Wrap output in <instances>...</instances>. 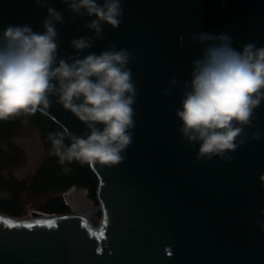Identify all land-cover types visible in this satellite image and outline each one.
Segmentation results:
<instances>
[{"label": "water", "instance_id": "obj_1", "mask_svg": "<svg viewBox=\"0 0 264 264\" xmlns=\"http://www.w3.org/2000/svg\"><path fill=\"white\" fill-rule=\"evenodd\" d=\"M49 4L66 21L57 25L59 55L66 59L75 53L72 39L93 35L85 27L90 20L72 22L61 0ZM122 7L120 27L105 24L103 39L84 55L115 44L137 57L129 64L138 97L125 160L91 167L95 197L71 185L64 192L69 212L21 218L0 211V264H264V229L257 224L264 220V135L239 146L234 160L198 161L199 145L184 142L176 116L200 54L191 34L226 32L237 49L264 46V0H122ZM46 15L35 0H0V32L10 24L42 32ZM173 78L178 83L166 95ZM51 99L49 109L38 110L70 139L86 131ZM255 114L254 127L245 129L249 137L264 134V103Z\"/></svg>", "mask_w": 264, "mask_h": 264}, {"label": "clouds", "instance_id": "obj_2", "mask_svg": "<svg viewBox=\"0 0 264 264\" xmlns=\"http://www.w3.org/2000/svg\"><path fill=\"white\" fill-rule=\"evenodd\" d=\"M35 2L47 12L40 21L42 32L29 24H10L0 32V120L47 110L53 104L51 97H56L55 103L86 127L79 136L70 134V145L64 143L63 132L49 134L59 162L77 161L92 168L119 165L136 127L138 93L129 64L137 57L126 48L117 50L115 44L99 54L84 53L103 39L105 24L120 27L122 0H61L73 13L72 22L89 18L85 27L93 33L72 39L75 53L66 59L60 57L58 44L57 25L66 22L62 12L49 0ZM191 41L200 46V54L181 89L178 130L185 143L199 145L198 161L219 157L228 162L249 138L259 140L264 135L255 132L249 137L245 131L254 127L255 110L264 103V46L249 42L237 49L226 32L192 33ZM184 42L181 35L179 45ZM177 83L173 78L165 94L170 95ZM259 179L264 183V174ZM257 224L264 229V220Z\"/></svg>", "mask_w": 264, "mask_h": 264}, {"label": "trees", "instance_id": "obj_3", "mask_svg": "<svg viewBox=\"0 0 264 264\" xmlns=\"http://www.w3.org/2000/svg\"><path fill=\"white\" fill-rule=\"evenodd\" d=\"M23 121L40 127L43 143L48 150V154L29 180H19L12 174L9 176L2 174L3 167L10 166L22 157V151L18 145L9 144L6 147L4 143L9 141ZM61 132L65 134L64 143L70 145L72 141L61 125L39 110L35 113H22L0 120V188L6 189L10 193L8 197L0 198V211L12 216L22 214L20 193L23 188L29 192L50 194L43 204V210L48 214L70 211L62 193L75 183L87 187L90 196L95 197L98 178L92 168L87 164L81 165L77 161H73L71 164L66 162L65 165H62L54 154L49 134ZM65 167L71 170L65 171Z\"/></svg>", "mask_w": 264, "mask_h": 264}, {"label": "rangeland", "instance_id": "obj_4", "mask_svg": "<svg viewBox=\"0 0 264 264\" xmlns=\"http://www.w3.org/2000/svg\"><path fill=\"white\" fill-rule=\"evenodd\" d=\"M9 144L18 145L21 148L22 157L10 166L3 167L2 174L4 176L12 174L19 180H29L48 154L42 140L40 127L23 121L9 141H5L4 146L8 147ZM8 196L10 193L6 189L0 188V198ZM49 197L48 193H34L23 188L20 193L23 212L16 217L31 218L36 214H44L43 204Z\"/></svg>", "mask_w": 264, "mask_h": 264}, {"label": "bare ground", "instance_id": "obj_5", "mask_svg": "<svg viewBox=\"0 0 264 264\" xmlns=\"http://www.w3.org/2000/svg\"><path fill=\"white\" fill-rule=\"evenodd\" d=\"M8 214V213H7Z\"/></svg>", "mask_w": 264, "mask_h": 264}]
</instances>
